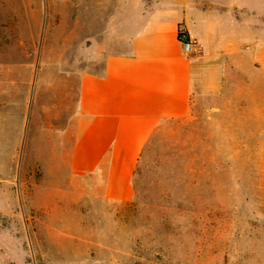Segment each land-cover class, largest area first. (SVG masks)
<instances>
[{"label": "rangeland", "instance_id": "374dc122", "mask_svg": "<svg viewBox=\"0 0 264 264\" xmlns=\"http://www.w3.org/2000/svg\"><path fill=\"white\" fill-rule=\"evenodd\" d=\"M124 3L0 0V264H264V54L240 55L155 130L129 202L71 186L79 76L101 74ZM245 5L264 52V0Z\"/></svg>", "mask_w": 264, "mask_h": 264}, {"label": "crops", "instance_id": "0c3cea01", "mask_svg": "<svg viewBox=\"0 0 264 264\" xmlns=\"http://www.w3.org/2000/svg\"><path fill=\"white\" fill-rule=\"evenodd\" d=\"M250 12L261 20L262 8ZM179 29L199 55H183ZM106 36L101 74L79 76L75 112L64 128L72 136L67 171L84 193L127 203L155 130L187 117L199 85H216L240 55L264 52L246 37L245 0H125Z\"/></svg>", "mask_w": 264, "mask_h": 264}, {"label": "built area", "instance_id": "2783aa9c", "mask_svg": "<svg viewBox=\"0 0 264 264\" xmlns=\"http://www.w3.org/2000/svg\"><path fill=\"white\" fill-rule=\"evenodd\" d=\"M178 40L184 56L189 57L197 56L200 54V47L196 42L192 41L182 29L178 30Z\"/></svg>", "mask_w": 264, "mask_h": 264}]
</instances>
